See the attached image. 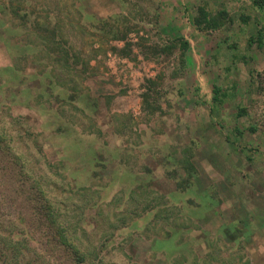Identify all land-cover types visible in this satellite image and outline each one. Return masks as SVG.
Wrapping results in <instances>:
<instances>
[{
    "label": "rangeland",
    "instance_id": "obj_1",
    "mask_svg": "<svg viewBox=\"0 0 264 264\" xmlns=\"http://www.w3.org/2000/svg\"><path fill=\"white\" fill-rule=\"evenodd\" d=\"M14 3L27 23H60L90 60L76 80L63 75L39 56L38 34L0 13V121H14L5 127L23 152L16 159L34 172L0 157V264H72L39 210L37 181L50 185L69 236L100 248L106 263L264 264V8ZM201 8L209 23H198ZM108 17L133 28L126 40L102 35ZM128 43L127 55L110 48ZM164 201L173 209L156 219Z\"/></svg>",
    "mask_w": 264,
    "mask_h": 264
},
{
    "label": "trees",
    "instance_id": "obj_2",
    "mask_svg": "<svg viewBox=\"0 0 264 264\" xmlns=\"http://www.w3.org/2000/svg\"><path fill=\"white\" fill-rule=\"evenodd\" d=\"M255 5L259 6L260 8H264V0H253ZM9 10V13L12 15H16L20 20V28L24 27L27 29V31L32 29V32H35L36 36L40 37L41 46L40 48V55L42 58H46L48 61L53 62V67L57 70L60 69L62 74H67L68 76L72 77L74 80H76L75 76H79V71L84 74L88 70L89 67V60L83 58L80 51H76L73 47V45L70 44V42L65 38L63 33L59 34V27L60 23L55 22L54 25L50 26L49 23L45 20L42 21L43 23L37 21H31V23H27L29 21V13L28 11H24V13H21V6H16L14 3V0H11L10 3H0V13L5 12ZM82 13V12H81ZM226 11L222 10L218 12V18L223 19L226 16ZM200 19H197L198 23H202L208 20V13L204 9H200ZM49 16L46 17L48 19ZM114 18V17H113ZM103 25L100 27L101 32L103 31L102 35L108 39H117V40H126L129 32L132 31V27L129 26L127 22L124 23V26L122 23H117L112 19V17L104 18ZM127 20V19H126ZM26 23V25H25ZM91 26H94V28L100 30L97 25L90 22ZM1 24V23H0ZM52 27V28H50ZM19 28V27H18ZM11 31H13L10 35L12 36L14 33V29L12 28ZM262 34V30L259 31ZM129 43L126 44L123 48L119 49L116 46H111L110 48L113 51H121L123 54L127 55L131 52V49L129 48ZM188 43L182 42L181 46L183 48L182 54L185 55V50L187 48ZM102 48V47H101ZM169 48V47H168ZM52 67V68H53ZM74 88L77 87V82L75 81ZM215 94H218L219 89H214ZM145 97L147 95L145 94ZM147 102V111L153 112L158 109V107H152V103L149 102L148 98H146ZM151 104V105H150ZM14 123L13 120L11 122L9 121V128L11 129V125ZM0 121V157L10 156L11 162L14 166H17V164H21L20 167L24 170L22 171L23 175L30 177L34 172L33 169L28 168L27 159L24 162H20L17 160L16 156L22 155L23 152L18 149L20 146H17V143L14 144V137L12 138V134L6 129L5 126ZM8 128V129H9ZM9 137V138H8ZM20 153H19V152ZM20 155V156H21ZM191 165V163L187 162ZM22 178L27 180L26 178ZM37 192H38V199H40V207L39 210L42 213V215L46 218V223L50 227V229H53L54 232L57 233V242L56 246L60 247L64 252L70 254L69 260L72 264H111L106 263L103 259V257L100 256L101 249H97L95 246L93 249L90 248V246H86L81 241L78 240V238L70 237L68 233L69 227L65 223V220H61L60 216L61 214L58 212V208L55 205V202L57 201L52 200V198L49 196L50 192V185L44 186L43 183L40 181H37ZM133 196V195H132ZM134 197V196H133ZM135 198V197H134ZM60 202V201H58ZM167 201H164V205L161 206L155 205L152 208L155 209V218H163L169 216L168 213H171V204H166ZM175 205V204H174ZM175 207V206H174ZM176 208V207H175ZM56 210V211H55ZM165 212V213H164ZM171 236V235H170ZM14 254L13 256H15ZM8 264V263H7ZM206 264V262L202 263ZM242 264H250L248 260H243Z\"/></svg>",
    "mask_w": 264,
    "mask_h": 264
}]
</instances>
